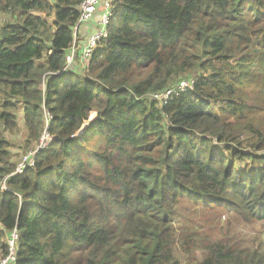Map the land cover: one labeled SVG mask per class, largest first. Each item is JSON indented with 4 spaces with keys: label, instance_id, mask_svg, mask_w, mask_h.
<instances>
[{
    "label": "trees",
    "instance_id": "trees-1",
    "mask_svg": "<svg viewBox=\"0 0 264 264\" xmlns=\"http://www.w3.org/2000/svg\"><path fill=\"white\" fill-rule=\"evenodd\" d=\"M82 1L0 0V258L17 227V264H184L196 247L190 264H264L181 220L203 202L264 226V0H114L108 36L67 66ZM19 109L26 149L45 111L53 139L13 175Z\"/></svg>",
    "mask_w": 264,
    "mask_h": 264
},
{
    "label": "rangeland",
    "instance_id": "rangeland-1",
    "mask_svg": "<svg viewBox=\"0 0 264 264\" xmlns=\"http://www.w3.org/2000/svg\"><path fill=\"white\" fill-rule=\"evenodd\" d=\"M0 20L4 21L5 18L0 15ZM247 94L252 100L256 99V94ZM17 117L18 128L11 132H6V135L11 142L9 151L11 153L12 160L16 164L21 159L23 154L29 149H26L24 144L27 130L23 121V113L21 109L17 111ZM2 181L0 182V188ZM191 206L192 207L187 212L186 217L181 219L184 221L183 229H185V238L196 236L193 234L191 229L203 228L205 231L209 232L204 235L202 231L198 235L200 238L208 235L209 239H211L215 234L220 237H222V235H226V238L230 239L226 242L225 246H232L237 250L248 253L254 251L260 252L264 250V226L262 223H249L244 221V219L238 216L235 211L230 213L228 209H225L221 204L215 205L216 207H206L203 202H198ZM203 254V249L196 247L194 249V253H192L190 257L196 259L194 262H202ZM180 256L184 264H190V257L185 252L181 251Z\"/></svg>",
    "mask_w": 264,
    "mask_h": 264
},
{
    "label": "built area",
    "instance_id": "built-area-1",
    "mask_svg": "<svg viewBox=\"0 0 264 264\" xmlns=\"http://www.w3.org/2000/svg\"><path fill=\"white\" fill-rule=\"evenodd\" d=\"M114 0H83L79 6V19L73 28L74 33V42L72 47L69 49L67 56V66H70L74 63L76 58V53L80 52L81 61L86 65L89 62V59L97 46L98 42L108 36V25L114 14ZM97 19L95 20V18ZM95 21L97 27L92 31L86 38L81 49L79 48V39L78 35L81 32V26L86 25ZM194 79H183L177 86H172L162 92L151 93L149 96L152 99H158L163 104L167 103L174 95H178L182 91H187L193 89ZM50 112L45 111V128L43 133L39 137L36 144L28 149L21 159L17 162L15 171L13 175H21L24 171L35 164V158L38 153L41 151L47 150L51 144L53 137L48 131V123L52 119ZM9 176L5 177L2 181L1 187L8 189L7 179ZM20 239V230L17 227H14L8 237H7V254L0 258V264H17L18 260V243Z\"/></svg>",
    "mask_w": 264,
    "mask_h": 264
},
{
    "label": "crops",
    "instance_id": "crops-1",
    "mask_svg": "<svg viewBox=\"0 0 264 264\" xmlns=\"http://www.w3.org/2000/svg\"><path fill=\"white\" fill-rule=\"evenodd\" d=\"M97 19V17L95 18V20ZM97 27V24L95 21L91 22V23H88L86 25H82L81 26V32L80 34L78 35L77 39H79V48L81 49L83 43L85 42L87 36L96 29ZM7 244V242H6Z\"/></svg>",
    "mask_w": 264,
    "mask_h": 264
},
{
    "label": "bare ground",
    "instance_id": "bare-ground-1",
    "mask_svg": "<svg viewBox=\"0 0 264 264\" xmlns=\"http://www.w3.org/2000/svg\"><path fill=\"white\" fill-rule=\"evenodd\" d=\"M6 242H7V238H6ZM19 244V243H18Z\"/></svg>",
    "mask_w": 264,
    "mask_h": 264
}]
</instances>
